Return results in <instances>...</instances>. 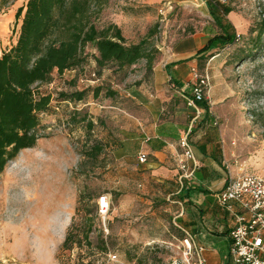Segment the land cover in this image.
Segmentation results:
<instances>
[{"label":"rangeland","instance_id":"1","mask_svg":"<svg viewBox=\"0 0 264 264\" xmlns=\"http://www.w3.org/2000/svg\"><path fill=\"white\" fill-rule=\"evenodd\" d=\"M9 1L24 4L25 0ZM219 1L232 9L240 39L215 51L220 55L207 62L203 70L211 79L207 103L216 104L212 117L222 135L227 171L234 177H264V32L262 41L256 42L264 29V0ZM96 24L98 28L117 25L129 44L150 37L156 48L215 26L207 0H110ZM94 53L89 47L85 66L63 76L55 72L53 82L41 86L40 92L53 97L51 112L40 118L43 138L35 148L22 151L0 175L2 264H82L88 259L96 264L104 253L117 254V264H169L182 253L176 226L153 215L139 192L142 188L130 197L133 145L125 141L131 106L127 94L147 79L146 61L114 75L97 67ZM95 89H100L98 97ZM75 92H85L84 99L64 101L60 96ZM95 141L105 144L100 161L90 160L81 168L87 147ZM84 189L96 201L109 198L107 231L92 212L90 217L96 219L89 239L81 236V244L64 249L72 223L74 234H80L85 214L95 209L96 202H87L77 214L79 192Z\"/></svg>","mask_w":264,"mask_h":264},{"label":"crops","instance_id":"2","mask_svg":"<svg viewBox=\"0 0 264 264\" xmlns=\"http://www.w3.org/2000/svg\"><path fill=\"white\" fill-rule=\"evenodd\" d=\"M26 1L21 4L0 0V56L17 42L21 24V20L17 21V12ZM231 13L224 18V24L225 20L232 23ZM217 35L215 23L201 33L180 41L173 38L158 48L159 58L150 71L146 69L147 79L128 91L131 106L127 110L129 132L125 141L133 145L130 158L133 162L129 165L133 179L130 197L133 194L136 197L137 187H141L139 192L146 197L153 215L164 217L176 226L182 248L183 240L190 235L194 246L204 249L207 264H232L230 233L235 219L219 205L217 196L233 175L223 160L222 135L212 117L216 104L199 105L202 113L196 116L186 103V97L191 94L192 70L199 69V53ZM186 132H190L199 163L193 180L184 179L178 165L182 154L179 141ZM140 154L147 156L145 163L139 162ZM235 209L240 211L238 205Z\"/></svg>","mask_w":264,"mask_h":264},{"label":"trees","instance_id":"3","mask_svg":"<svg viewBox=\"0 0 264 264\" xmlns=\"http://www.w3.org/2000/svg\"><path fill=\"white\" fill-rule=\"evenodd\" d=\"M110 0H28L17 12L21 20L17 42L0 56V175L5 173L8 164L27 149H33L43 136L40 133L41 116L51 112L52 95L43 94L40 88L53 82V75L75 71L87 63V49L96 53L92 58L100 70L110 69L117 75L125 73L142 61L150 71L160 54L153 47L150 37L138 44H129L121 29L114 24L98 28L97 17ZM210 14L221 33L210 39L199 55V69H205L207 62L218 52L237 41L232 23L225 20L232 9L219 0H207ZM264 29L257 37L259 43ZM218 51L217 53H214ZM100 89H95L98 97ZM64 101H82L85 92L62 93ZM206 102L200 103L205 106ZM89 128L93 124L89 123ZM105 151L100 141L87 147L80 167L90 160L99 162ZM88 189L80 190L77 214L84 211L87 202H96L94 211L86 213L84 229L74 234L75 225L69 228L64 249L81 244L82 236L88 240L94 227L98 200ZM84 208V209H83ZM101 248H105L102 241ZM0 264H2L0 262Z\"/></svg>","mask_w":264,"mask_h":264},{"label":"built area","instance_id":"4","mask_svg":"<svg viewBox=\"0 0 264 264\" xmlns=\"http://www.w3.org/2000/svg\"><path fill=\"white\" fill-rule=\"evenodd\" d=\"M240 36L237 35V40ZM193 81L190 85V96L186 97L187 107L194 110L196 116L201 115L200 103L207 102L211 79L207 71L192 70ZM182 154L178 165L182 177L193 180L197 163L193 146L190 142V132L182 135L179 141ZM147 156L140 154L139 162L145 163ZM217 201L235 219V227L230 233V257L232 264H264V177L254 174L230 176L225 188L218 194ZM98 214L107 231L106 219L110 211V200L103 196L98 200ZM235 205L240 207L237 212ZM204 249L194 246L190 235L183 240V249L179 257L172 259L169 264H207L203 257ZM119 256L115 253H104L102 261L96 264H117ZM82 264H90V260Z\"/></svg>","mask_w":264,"mask_h":264}]
</instances>
